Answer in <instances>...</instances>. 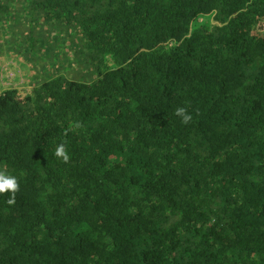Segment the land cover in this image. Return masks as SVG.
<instances>
[{
  "label": "trees",
  "instance_id": "16d2710c",
  "mask_svg": "<svg viewBox=\"0 0 264 264\" xmlns=\"http://www.w3.org/2000/svg\"><path fill=\"white\" fill-rule=\"evenodd\" d=\"M41 2L86 71L0 90V264H264V0Z\"/></svg>",
  "mask_w": 264,
  "mask_h": 264
},
{
  "label": "rangeland",
  "instance_id": "374dc122",
  "mask_svg": "<svg viewBox=\"0 0 264 264\" xmlns=\"http://www.w3.org/2000/svg\"><path fill=\"white\" fill-rule=\"evenodd\" d=\"M41 1L0 0V90H29L54 70L76 80L85 76L76 60L75 25L66 26Z\"/></svg>",
  "mask_w": 264,
  "mask_h": 264
},
{
  "label": "clouds",
  "instance_id": "9594fccd",
  "mask_svg": "<svg viewBox=\"0 0 264 264\" xmlns=\"http://www.w3.org/2000/svg\"><path fill=\"white\" fill-rule=\"evenodd\" d=\"M177 113L182 117L184 123H187L191 119V116L186 114L183 108L177 109ZM55 154L57 157H62L63 160L67 162L68 155L66 154L63 145L57 148ZM18 187L19 185L15 177L0 173V194L5 192L14 194L18 190ZM11 202L12 200H9V203Z\"/></svg>",
  "mask_w": 264,
  "mask_h": 264
}]
</instances>
